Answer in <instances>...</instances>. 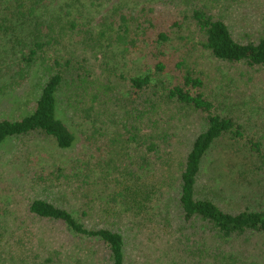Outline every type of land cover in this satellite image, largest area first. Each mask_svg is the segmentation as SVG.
<instances>
[{
    "label": "rangeland",
    "instance_id": "rangeland-1",
    "mask_svg": "<svg viewBox=\"0 0 264 264\" xmlns=\"http://www.w3.org/2000/svg\"><path fill=\"white\" fill-rule=\"evenodd\" d=\"M16 2L0 0V120L19 119L32 111L40 91L41 67H32L24 80H18L16 72L21 58L13 56L19 46L14 39L23 37L27 41L34 32L32 24L37 21L43 33L49 28L45 24L52 22L54 35L65 25L53 48H57L63 58H86L96 82L110 78L119 85L120 97L122 91H126L128 77L152 72L154 62L160 59L167 61L168 69L163 78L172 85L179 76L174 63L186 58L202 75V90L212 100L216 111L232 115L242 127L240 138L225 136L208 152L199 174L198 193L212 195L219 205L229 210L264 207V163L256 151L250 149L254 142L264 152V68L249 69L211 57L201 48L199 36L188 18L193 5L212 7V12L222 17L240 37H245L250 31L264 30V0H41V7L33 13L37 17L31 19L17 12ZM25 8L28 11V6L22 9ZM119 12L125 13L128 19V31L122 40L117 39L118 32L122 34L116 15ZM151 19L154 26L148 21ZM158 31H166L169 39L158 43ZM169 105L174 118L168 114L165 119H169L176 133L169 139L170 154L165 153L161 160L152 157L143 169L140 168L141 155L149 154L143 146L138 147L128 140L116 141L121 134L120 125L103 124L102 116L98 123H93L79 106L66 109L59 103L62 116L76 135V143L69 149H61L42 136L10 137L2 142L0 264L16 263V259H12V248L16 247L25 250L23 258L30 264H42L51 253L55 257L52 264H105L100 257L101 246L72 237L60 224L32 221L27 206L36 197L46 198L71 208L78 215L81 207L90 205L94 207L91 222L119 221L105 213L113 206L110 198L113 176L121 178L119 184L127 183L152 192V202L148 203L146 212L135 219L120 217L119 226L122 225L125 236V264L199 263L194 237L191 242L185 239L187 230L191 232L186 229L189 225L173 223L169 228L161 221L159 210L172 211L175 204L166 187L164 191L168 195L162 201L165 205L155 203L157 194L154 192L162 180L165 181L164 174L175 173L191 139L203 125V116L198 113L176 108L173 103ZM96 108L99 110L100 104ZM123 108V104L117 102L111 105L117 115ZM177 110L181 112L174 115ZM92 129H100V132ZM57 168H64L68 173L74 170L77 176L65 179ZM87 168H91L94 175L89 177L88 184H81L80 177L87 173ZM263 243L264 238L255 242V250L248 249L261 260L264 259Z\"/></svg>",
    "mask_w": 264,
    "mask_h": 264
},
{
    "label": "trees",
    "instance_id": "trees-1",
    "mask_svg": "<svg viewBox=\"0 0 264 264\" xmlns=\"http://www.w3.org/2000/svg\"><path fill=\"white\" fill-rule=\"evenodd\" d=\"M16 1L18 13L30 19L37 17L33 13L41 7V0ZM25 6H28V11L26 8L22 9ZM211 9L212 7L205 5H193L189 10L188 18L194 27L193 31L199 36L201 48L219 61L249 69L264 68V30L250 31L247 36L240 37ZM116 15L120 23L119 29L122 30V34L118 32L117 39L122 40L124 33L128 31V19L123 12ZM148 21L154 26V20ZM71 25L75 27L74 22ZM38 26L40 21L32 24L34 32L28 36L27 41L23 37L14 39L19 46L16 45L17 50L13 51V56L21 58L16 72L18 80H24L32 67H41L43 73L38 86L40 91L32 111L19 119L0 120V144L10 137L42 136L61 149H69L76 143V135L62 116L59 103L66 109H76L79 106L83 115L91 117L93 123H98L102 116L103 124L120 125L121 134L116 141L128 140L135 142L138 147L143 146L149 152L144 157L141 155L140 168L143 169L148 166L152 157L161 160L165 153L170 154L172 144L169 139L176 133L170 127L169 119H165L168 114L170 118H174L169 103H173L176 108L196 112L203 116L201 129L191 139L175 173L171 171L164 174L165 181L162 180L161 186L154 192L157 194L155 203L162 206L165 205L163 199L168 195L164 191L165 187L174 198L172 211L159 210L161 221L164 227L169 228H172L173 223L178 224L177 226L189 225L186 229L191 232L187 230L185 239L191 242L194 237L198 246L200 260L196 264H264V259L261 260L259 255L248 251L249 248L255 250V242L264 238V207L245 206L243 209L229 210L219 205L212 195H201L197 191L202 162L208 152L225 136L240 138L242 127L232 115L216 111L214 103L202 90V75L189 65L187 59L179 58L174 63V70L178 71L179 76H176L172 85H168L163 78L168 69L167 61L160 59L154 62L153 73L144 72L128 77L126 91H122L120 97L119 85L116 86L110 78L106 82H96L92 66L87 64L86 58H63L60 51L53 48V43H56L65 25L56 35L51 30L52 22L45 24L49 27L45 33ZM156 35L160 44L169 39L166 31H158ZM98 40L99 36L95 38V41ZM59 43L62 44L63 41ZM64 49L67 51V47ZM116 102L124 107L118 115L111 109V105ZM98 104L99 110L96 108ZM180 112L181 110H177L174 115ZM178 119H181V115ZM99 130L92 129L93 132H100ZM250 149L256 151L260 161L264 163V152L260 145L252 142ZM56 171L65 176V179L77 176L74 170L68 173L64 168H57ZM93 175L92 169L87 168V173L80 177L81 184H88L89 177ZM111 181H114L110 192L113 206L105 210V213L119 221L111 222L106 219L103 224L93 223L89 218L94 207L90 205L88 208L81 207L77 215L71 208L39 197L29 202L27 214L32 217V221L34 219L60 224L72 237L90 240L97 247L101 246L103 252L100 257L105 264H125V236L121 231L122 225L119 226L120 217L135 219L140 213L146 212L148 203L152 202V192L147 187L148 190H141L127 183L119 184L122 180L117 176H113ZM105 184L108 185L107 182ZM15 244L21 245L20 242ZM25 254L21 247L12 248L15 264H30L23 258ZM43 262L54 263V255L51 253Z\"/></svg>",
    "mask_w": 264,
    "mask_h": 264
}]
</instances>
